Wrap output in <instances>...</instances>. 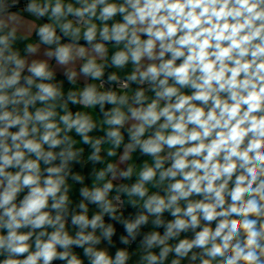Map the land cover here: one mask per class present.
<instances>
[{
    "label": "clouds",
    "instance_id": "9594fccd",
    "mask_svg": "<svg viewBox=\"0 0 264 264\" xmlns=\"http://www.w3.org/2000/svg\"><path fill=\"white\" fill-rule=\"evenodd\" d=\"M0 264H264V0H0Z\"/></svg>",
    "mask_w": 264,
    "mask_h": 264
}]
</instances>
